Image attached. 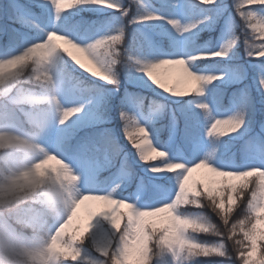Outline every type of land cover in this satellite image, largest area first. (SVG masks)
I'll return each mask as SVG.
<instances>
[{"label": "clouds", "instance_id": "clouds-1", "mask_svg": "<svg viewBox=\"0 0 264 264\" xmlns=\"http://www.w3.org/2000/svg\"><path fill=\"white\" fill-rule=\"evenodd\" d=\"M201 2L212 5L215 0ZM239 2L240 31L229 33L220 50L176 60L159 58L142 43L128 44V27L138 25L133 20L114 22L99 33L65 27L66 13L88 5L117 7L110 0H47L51 26L34 20L27 25L35 36L0 50V264H155L161 246L178 253L185 264L224 255L236 264H264V160L245 161L255 166L233 170L238 164L227 156L224 143L246 130L247 108L210 119L206 136L214 146L191 167L158 146L150 120L121 111L125 139L140 163L152 174H173L178 180L171 201L157 207L141 206L139 196L133 200L122 194L134 176L126 165L109 182L85 191L84 172L51 141L53 129L67 127L92 103L82 99L88 86L74 77L69 62L117 89L121 71L142 74L171 96L177 95L176 88L170 92L158 70L181 64L197 82L196 92L186 94L202 95L218 77L194 71L195 62L229 57L241 41L248 57L251 45L264 46V0ZM140 19L159 16L144 5ZM202 23L169 21L181 35ZM255 55L264 56V47ZM260 91L264 93V82ZM152 154L155 159H149ZM194 169L224 178L213 195L199 182L192 191L188 174ZM192 205L212 207L220 223L188 211ZM161 216L164 221L158 226L154 218ZM200 234L225 236L226 251ZM93 253L99 255L92 258Z\"/></svg>", "mask_w": 264, "mask_h": 264}, {"label": "rangeland", "instance_id": "rangeland-1", "mask_svg": "<svg viewBox=\"0 0 264 264\" xmlns=\"http://www.w3.org/2000/svg\"><path fill=\"white\" fill-rule=\"evenodd\" d=\"M223 2L229 6L224 15L216 19L212 27L202 26L194 35H180L166 22H157L129 26L127 42L130 45L134 42L142 43L145 51L156 49L160 53L159 58L171 56L178 46L185 43L196 47H219L226 35V22L231 19V16H234V8L231 7L234 0H223ZM21 3L30 4L35 20L51 26L50 14L39 4L32 0H21ZM123 3L125 6L130 5L131 12L126 18L116 20L115 18L119 17L120 13L110 9L78 8L65 14V27H75L84 31L85 29L89 30L92 25H111L114 22L127 24L136 15L137 7L131 4V0H123ZM144 3L158 15L177 18L185 23L198 18V12L188 11L189 4L194 5L196 0H144ZM7 4L8 0H0V6L6 7ZM199 7L205 6L200 5ZM69 15L74 18L71 20ZM237 20L238 17H235V21ZM0 23L11 25L12 29L18 30L21 41L36 35L35 30L27 24L12 23L8 20L0 21ZM235 31L239 32L240 28L235 27ZM12 35L11 32L0 33V50L10 45ZM257 63L246 55L245 46L241 41L228 60H207L197 65L201 72L227 71L229 75L225 80H217L207 86L204 96L175 97L151 84L142 74L121 71L122 83L117 89L113 85L80 72L69 62V66L77 74L74 77L88 86L81 92L82 99H90L92 103L83 115L74 118L67 127L53 129L51 141L53 145L60 147L63 153L84 172L85 191L89 190V185L109 182L118 173V170L126 165L134 172V176L131 183L123 189L122 194L126 197L130 196L133 200L139 196L141 206H150L155 203L158 191L175 187V176L168 173L152 174L147 171V165L135 160L136 150L125 139L124 131L121 133L117 124H114L113 104L119 102L125 105L143 122L150 120L158 146L168 150L173 159L192 164L211 151V146L214 145L212 138L206 136V126L209 121L206 120L205 113L198 107L200 103H210L214 116L234 114L237 112V105L242 98L246 100L252 97L256 103L264 104V93L259 91L256 86ZM180 67L183 66H164L158 70V74L169 87L175 86L178 91L192 93L196 82L187 74L186 79L180 81L177 74ZM241 70L245 74L243 78L238 75ZM95 83L99 85H95ZM218 84L227 89L233 87L227 104L223 103L218 94L222 90ZM161 105L163 106L162 111L160 110ZM191 106L197 107L202 114L200 116L199 113L188 115L186 107ZM182 113H185L187 117L194 116L197 119L195 128H193V123L190 124L187 121V127L182 132L178 118V115ZM162 118L167 120L159 132L157 126ZM247 132L249 135H246ZM164 133L167 134L166 137H164ZM181 133L183 134L181 135ZM73 139H75L74 146L69 148L68 145ZM163 140L164 142H162ZM236 140L233 150L227 148V150L229 149L227 156L233 158L237 164L245 163L246 151L257 154L264 152V112L261 114L260 110L253 106L252 114L249 113L246 131L237 136ZM224 141H228L227 138ZM242 142L245 144L243 147L241 146ZM240 147L243 150L241 160L237 157ZM113 151L116 154L110 155ZM206 173L209 172L205 169L197 170L193 173L192 181L203 178ZM164 178L166 181H163ZM160 179L163 180L160 181ZM154 220L162 221L163 224L164 218L161 216ZM98 255V253H93L92 258ZM134 259L135 257H133Z\"/></svg>", "mask_w": 264, "mask_h": 264}, {"label": "snow or ice", "instance_id": "snow-or-ice-1", "mask_svg": "<svg viewBox=\"0 0 264 264\" xmlns=\"http://www.w3.org/2000/svg\"><path fill=\"white\" fill-rule=\"evenodd\" d=\"M32 2L39 4L40 7L46 11L47 0H32ZM110 2L116 3L117 7L106 8L103 5H88V6H81L80 8L110 9L114 12H119L120 16L116 17L115 18L116 20L122 19L125 16H127V17L129 16V13L131 12L130 11V5L125 6V4L123 3V0H110ZM131 4L135 5L137 7V13H136V15H134L132 17L131 20H133L138 25L154 24L157 22H166L167 24H169L170 20H172V21L179 20L177 18L164 17V16L158 15L156 13L155 14L157 16H159V19L142 20V19H140V15L144 9V5H145L144 0H143V3H141V0H131ZM200 5H204L205 7L201 8V7H199ZM228 7L229 6L226 5L223 2V0H215V3L212 5L203 4L201 2V0H196V3L194 5L189 4V6H188L189 12H192V11L198 12V18H196L194 20H202L203 23L200 24L199 27L193 28L190 33H184L183 35H188V36L194 35L195 32L198 31L202 26L203 27H212L214 22L216 21V19L223 16L224 12L228 9ZM231 7L234 8V16H231V19L226 22L227 31H226L225 38L223 40V42H225V43H226V38L228 37L229 33L233 32L235 30V27L238 26L236 21H235V17L237 16L238 10L241 8V4H240L239 0H234ZM33 15L34 14L32 12L30 4L21 3V0H8V4L6 7L0 6V21L8 20V21H11L12 23L28 24V23L35 20L33 18ZM169 25H171V24H169ZM110 26L111 25H106V24L92 25L89 28V31L92 33L104 32V31H107L110 28ZM171 27H172V25H171ZM68 29L77 30V28H75V27H68ZM9 32H11L13 34L10 45L19 44L21 42V40L19 38L20 34H19L18 30L12 29L11 25L0 23V33L8 34ZM176 33H178V32L176 31ZM178 34H180V33H178ZM221 45H222V43L220 44L219 47H206V46L196 47V46H189L187 43H185L184 45L178 46L176 51L171 56H165L163 59L176 60L181 56L198 54L201 52H209L210 53L212 51L220 50ZM261 47H264V46H262L260 44H253L250 46V49H249L253 53L252 55H249V58L251 60H255L258 62L256 65L257 70H256L255 79H256V86H257V89L259 91H260V87H261L262 82H264V56L258 57L255 55V53H256V51L260 50ZM153 52L156 55H160L159 51L156 49H153ZM231 56H229V57H223V56H221V57H210L208 59L199 60V61L195 62V65H193V70L194 71L198 70L197 65L199 63L204 62V61H207V60H228ZM176 65L182 66L181 64H176ZM176 65H173V66H176ZM163 67L164 66L162 65L159 67V69H161ZM183 71L185 72L184 68H183ZM211 73L218 77L217 80H221V81L225 80L229 75V73L227 71H219V72H211ZM238 75L240 78H243L245 74L241 70L238 73ZM206 88H207V86L201 90L203 93L202 95H195V96L206 95ZM196 89H197V82L195 84V87H194L192 93H195ZM169 91L170 92L172 91V87H169ZM176 92H177V95L175 97L190 96V95L186 94L187 92L178 91L177 88H176ZM204 105H206L207 107H204ZM198 107L205 113V117H206L207 121H210V119L215 117L213 115L212 110H211V104L210 103L202 102L198 105ZM209 126L210 125L208 123L206 126V133H207V129ZM149 159H155V154L150 155ZM257 160H264V152L257 154V153L252 152V151H246L245 161H257ZM180 161H182V160H180ZM188 166L191 167V164H188ZM249 166H255V165H251L248 163L238 164V165L234 166L233 170H244L246 167H249ZM196 171L197 170L194 169L192 173L188 174L189 175V182L191 181L192 191H195V184H196V182H199L200 184L203 185V191L205 193H207L208 196L213 195L215 189L221 186L218 182L223 180L224 178L214 176V178L210 182H207V183L203 182V181H192L193 173ZM175 179H176L175 187L174 188H167V189H163V190L158 191L157 192V199H156L155 203L150 205L149 207H157V206H160L161 204L168 203L171 201V199L173 198L175 191L177 190V187H178V180H177V178H175ZM214 181H216L217 183H214ZM209 204L211 205V201H209ZM190 207L194 208V209H205V208H197L195 205H192ZM206 209H209L212 213H214L212 211V207H207ZM198 213H201L203 215L208 216L203 211L198 212ZM225 240H226L225 236H219V237H217L216 240L208 241V242L213 243V244H217L221 247L222 251H226V249L224 247V241ZM133 251L135 252L136 250L133 249ZM215 258L225 260L228 262V264H236L235 260L229 259L226 255L220 256V257H211V259H215ZM154 259H155V264H185L183 258L181 256H179L178 253L173 252V251L165 248L164 246H161L159 249V258L156 259L154 256Z\"/></svg>", "mask_w": 264, "mask_h": 264}, {"label": "trees", "instance_id": "trees-1", "mask_svg": "<svg viewBox=\"0 0 264 264\" xmlns=\"http://www.w3.org/2000/svg\"><path fill=\"white\" fill-rule=\"evenodd\" d=\"M87 13V12H86ZM83 16V15H82ZM69 18L72 20L74 17L69 15ZM69 66V65H68ZM69 68L71 69V67L69 66ZM72 70V69H71ZM72 73L73 75H77L73 70H72ZM95 85H99L97 83H95ZM218 86L222 89L221 91H219V96L222 98V101L223 103L227 104L228 103V99H229V94L231 92V90L233 89V87L231 89H227L225 87H222L221 85L218 84ZM249 101H252V102H249ZM249 102V103H248ZM251 106H248L250 105ZM255 106L256 109L260 110L261 114L264 112V104H260V103H256V101L254 100V98L250 97L249 99H241L240 102L238 103L237 105V108L236 110H240L241 108H247L248 109V112L250 114H252V107ZM114 110L112 111L113 112V118L115 119V122L114 124H117L118 126V129H120V132L122 133L123 132V122L121 120V116H120V113L122 110H125V111H128L130 113H132L125 105L123 104H120L119 102H115L113 104V107H112ZM187 109V113L188 115H190L191 113L192 114H198L199 113V116L202 114L201 110L197 109V107H194V106H191V107H186ZM262 109V110H261ZM183 114V115H182ZM180 115H178V118H179V122H180V125H181V130L182 132H184V130L186 129L187 127V121L194 124L193 128L196 127V121L197 119L194 117V116H186L185 113H182ZM166 120L165 118H162L161 121H160V124L157 126V130H159V132H161V128L163 127V124L166 123ZM189 124V123H188ZM246 130L245 129H242L241 130V133L242 134L243 132H245ZM163 134V133H162ZM165 134V133H164ZM183 133H181L182 135ZM240 134H236L232 137H227V140L228 141H224V143L227 145V148H230L231 150H233L235 148V145H236V137L239 136ZM246 135H249V133L247 132ZM167 134H165L164 137H166ZM182 140V139H181ZM225 140V139H224ZM74 142H75V139H73L70 143H69V148H72L74 146ZM164 142V140L162 141ZM214 146V145H213ZM241 146H245L244 142H242ZM242 147H240V152L237 154V157L241 160L242 159V153H243V150H242ZM211 149H212V146H211ZM229 150V149H228ZM228 150L226 149V154L229 155V152ZM261 151V150H260ZM263 152V151H262ZM260 153V152H259ZM116 154V152H112L110 155H114ZM134 158L137 162L140 163L139 161V158L138 156L135 154L134 155ZM214 178V176L211 174V173H206L205 176H203V178L201 179H198V180H195V181H203V182H210L212 179ZM165 179V178H164ZM163 179H160V181H162ZM163 181H166L163 180ZM168 182V181H167ZM188 211H192V212H201L203 211L204 213H206L213 221L217 222V223H220L219 219L215 216L214 213H212L209 209H194V208H189ZM239 214V213H237ZM157 223L158 226H162V221H155ZM201 235V239H204V240H209V241H213V240H216L217 238L216 237H211L207 234H200ZM228 262L225 261V260H221L219 258H215V259H211V258H201L199 261H198V264H227Z\"/></svg>", "mask_w": 264, "mask_h": 264}, {"label": "bare ground", "instance_id": "bare-ground-1", "mask_svg": "<svg viewBox=\"0 0 264 264\" xmlns=\"http://www.w3.org/2000/svg\"><path fill=\"white\" fill-rule=\"evenodd\" d=\"M177 74H178L180 81L186 79V73L183 71V67L179 68V71H177Z\"/></svg>", "mask_w": 264, "mask_h": 264}]
</instances>
